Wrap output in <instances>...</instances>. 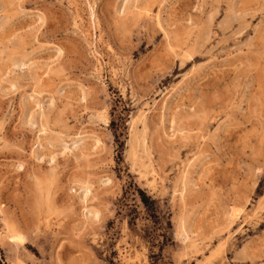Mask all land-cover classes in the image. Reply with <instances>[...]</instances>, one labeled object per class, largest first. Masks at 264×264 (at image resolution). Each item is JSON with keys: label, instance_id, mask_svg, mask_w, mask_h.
<instances>
[{"label": "rangeland", "instance_id": "rangeland-1", "mask_svg": "<svg viewBox=\"0 0 264 264\" xmlns=\"http://www.w3.org/2000/svg\"><path fill=\"white\" fill-rule=\"evenodd\" d=\"M0 264H264V0H0Z\"/></svg>", "mask_w": 264, "mask_h": 264}, {"label": "trees", "instance_id": "trees-1", "mask_svg": "<svg viewBox=\"0 0 264 264\" xmlns=\"http://www.w3.org/2000/svg\"><path fill=\"white\" fill-rule=\"evenodd\" d=\"M122 120H123V118L118 115V120L117 121L112 120L110 122V125L112 127L113 134H114L115 138H119V136L122 134L121 131L119 130L120 129V124L122 123ZM142 202L144 203L145 207L148 206L147 199L145 197H142Z\"/></svg>", "mask_w": 264, "mask_h": 264}, {"label": "bare ground", "instance_id": "bare-ground-1", "mask_svg": "<svg viewBox=\"0 0 264 264\" xmlns=\"http://www.w3.org/2000/svg\"><path fill=\"white\" fill-rule=\"evenodd\" d=\"M142 112V111H141ZM138 133V132H137Z\"/></svg>", "mask_w": 264, "mask_h": 264}]
</instances>
